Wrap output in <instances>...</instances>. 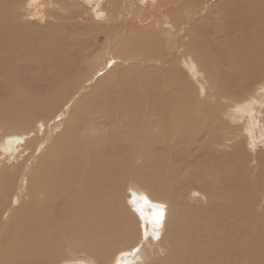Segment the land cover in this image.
<instances>
[{"label": "bare ground", "instance_id": "bare-ground-1", "mask_svg": "<svg viewBox=\"0 0 264 264\" xmlns=\"http://www.w3.org/2000/svg\"><path fill=\"white\" fill-rule=\"evenodd\" d=\"M5 1L2 2L3 5L0 2V117L3 120L0 122L6 133L0 137L2 142L0 149L3 150L0 152L14 150L13 144L17 138L11 144L8 142L10 140L6 139L8 134L16 133V136L20 137L32 135L30 139L28 138V145H25L30 148V153L24 162L29 160L28 164H36L27 167L24 178L20 177L19 180L17 174L15 178L10 172L3 176L0 188V219L9 213V207L11 214L9 213L10 226L4 234L0 223V264H60L65 256L66 259L74 256L78 260L80 258L88 259V262L93 260L95 264H109L119 250H128L135 243L134 233L129 231L132 229L129 224L132 222L129 221L132 216L129 217L126 210V201L129 198L126 192L134 190L138 194L135 188L145 189L152 200L161 202L159 200L161 199L165 201L167 207L166 219L164 218L165 222L161 227L163 232L156 245H153V256L149 257L154 260L152 264H264V245L260 241L250 239L245 242L243 235H237L234 239L231 237L235 224L233 222L231 225L227 224L230 212H225V209L219 211L216 207H209L204 214H194L195 217H190L186 213L188 217L185 228L180 225L181 205H178L175 197L165 190L161 174L166 168L164 169L161 163L163 160L160 159L158 149L161 148V154L166 156V153L172 150L173 143L175 145L177 141L171 136L172 132L174 133L171 122L173 118H176L177 123L174 121L176 130L183 133L189 130L186 119L181 120L177 116L179 101L183 102L184 98L182 93L179 92V96L176 92L171 93V97L156 104L153 98L158 96L152 95V87L149 84L155 83L148 79L149 71L141 75L135 72L136 69L134 71L128 68L114 82L100 85L99 82L94 83L93 99L86 100L83 97V100L75 103V107L65 104L66 111H61L62 118L58 122L52 123L51 126L43 123L41 119L44 116L54 114L53 106L56 100H60L59 96L65 97L71 90L68 77L70 73L66 72L69 67L58 61L52 46L48 48V55H43L46 62L41 63V60L35 63L28 62L30 58L28 52L30 48L36 46L39 38L30 39L25 36L30 31L25 27L21 28L23 25L16 29L15 35L10 34L14 30V25L12 21L8 22L11 16L8 20L4 18L9 10L4 7ZM138 2L144 5L145 1ZM147 3L156 6L153 2ZM245 6L250 8L249 12H245ZM223 10L228 21L223 23L222 27L225 33L229 32L228 35H232L233 40L230 41L231 47L222 52L221 61H226L238 78L235 81L225 79V88L221 87V91L233 94L236 89L238 91L246 89L247 81L249 85L254 86L253 83L264 78V0H226ZM178 13L179 17L178 15L175 17H178L179 22L181 14ZM199 37L200 34L192 46L199 48ZM187 57L183 60L189 62L184 63L189 65V68L197 67L196 61ZM193 57L199 62L205 61L206 69L217 71L214 55H209L199 48ZM224 77L227 78V75ZM174 83L176 89L182 88L176 81ZM158 91L161 89L158 88L156 92ZM240 92L242 91L238 93ZM253 102L257 104V101ZM181 106L183 108L181 111L185 113L184 105ZM58 115L61 117L60 113ZM33 120L37 125L34 131L33 125H30ZM28 121L31 129L27 133L23 126L27 125ZM15 124L22 126L26 132H18V126ZM39 125L45 128L38 129ZM10 130L17 132L8 133ZM183 133H180L183 137H191L190 132L184 135ZM20 137L19 140L22 139ZM214 138L211 136L210 139ZM47 142L51 145L48 149ZM21 148L23 149V146ZM173 181L174 177H171L165 183L169 185ZM145 197L147 200V196ZM219 197L224 199L223 196ZM146 236L148 237V234ZM256 239H260L259 236ZM8 240L10 243L6 248ZM159 253H162V258ZM63 254L65 256H62Z\"/></svg>", "mask_w": 264, "mask_h": 264}, {"label": "rangeland", "instance_id": "rangeland-1", "mask_svg": "<svg viewBox=\"0 0 264 264\" xmlns=\"http://www.w3.org/2000/svg\"><path fill=\"white\" fill-rule=\"evenodd\" d=\"M4 1L5 0H0L1 4ZM93 1L94 0L5 1L4 7H7V10H9L4 18L8 20L11 16L8 22L12 21L14 25V30L11 31L10 34L15 35L16 29H19L20 25H23L21 28L25 27L30 31V33L25 36L30 39L39 38L36 46L30 48L28 52V56L30 57L28 62L35 63L40 60L41 63L42 61L46 62L47 60L43 58V55L47 56L49 53L48 48L52 46L53 53L56 54L58 61H61L63 65L69 67L66 72H68V74L70 73L68 75V77H70V92L65 97L59 96V101L55 99L56 102L53 106L54 114L44 116L41 121L51 126L52 123L58 122L60 118H62L61 111L65 112V108H67L64 106L65 104L75 107L78 102L83 100V97H85L86 100L91 99L95 93L94 83L99 82L100 85L114 82L116 78L128 68L134 69V71L136 69L135 72L141 75L143 72L149 71L147 72L149 73L148 79H151L152 83H155L149 84L150 87H152V95L158 96L153 98L156 104H159L166 98L168 99L171 97V93L174 92H176L178 96L180 95L179 92L184 96L183 102L179 101L180 108L177 109L180 112L177 111V116L181 120L186 119L185 122L187 121L186 123L189 130H185L186 132H190L191 137H183L180 134L183 132L175 129L177 122L176 118H173L171 122H173L174 133L172 132L171 136L173 140L177 141L175 145L173 143L172 150L166 153V156L161 154V148L158 149L160 159L163 160L161 163L164 169L166 168L162 171L163 174H161L163 175L162 179L164 180L165 190H168V194L175 197L176 203L181 205L180 212H182V214L180 217V225L185 228V222L188 217L186 213H188L190 217H195L194 214H204L209 207H216L219 211L225 209V212H230L227 224L231 225V222L235 224L234 227L232 226L234 228L231 236L233 239L237 235H243L245 242L253 239L255 242L260 241L262 245H264V78L253 83L254 86H251V84L249 85V81H247L248 84L245 83L247 88L239 90L242 91L240 93H238V89H236L233 94H227L221 91V87L225 88L224 83L226 80L230 79L229 81H235L238 78L233 70L230 69L228 63L226 61H221L222 52L227 51L226 49L231 47L232 44L230 41L233 40L231 37L232 35H228L229 32L225 33L222 27L223 23L228 21V19L224 17L225 12L223 10V4L226 0H144V5L139 4L138 0ZM147 2H153L156 6L149 5ZM162 3L164 4L163 6L161 5ZM165 4H168V6L166 7ZM10 10L11 12H9ZM172 10L173 13H171ZM176 10H179L178 12L181 14V20H179V22V13L176 12ZM249 10L250 8L245 6V12H249ZM15 12L18 15L15 14ZM12 13H14V15ZM165 15L166 17L170 15V18H166ZM175 15H178V17H175ZM172 20L174 22H172ZM19 21L22 24H20ZM199 34V48L215 57L214 64L217 68L215 72L212 69L208 70L205 68V61L199 62L193 57L199 48L192 45L195 44V38H197ZM59 51H61L60 54ZM67 54L68 56H66ZM187 56L196 61L197 67L189 68V65L187 66L186 63L189 61L183 60ZM79 60H82V62H79ZM184 61L186 63H184ZM75 68L76 70H74ZM120 69H122V71ZM226 75L227 78L224 77ZM45 77H47V75ZM175 81L182 88L176 89ZM90 86H93V88L88 89ZM158 88L161 89V91L157 93L156 91ZM245 90L247 92H245ZM60 93H58V95H60ZM253 99L257 101V104L253 102ZM260 100H262L261 103ZM181 104L185 107V113L181 111L183 110ZM250 107L252 109H250ZM242 109H245V111ZM58 113H60L61 117H59ZM194 116H196V119ZM0 121H3L1 117ZM15 125L18 126V132L23 131L25 133L27 131L28 133L31 129L29 121L27 122L28 126H23L26 131L19 124ZM30 125H33L34 128H32V131H34L37 126L36 121L33 120ZM41 127L43 126L39 125V128H37L40 129ZM4 130L5 128L0 122V137L6 133ZM10 132L17 131H8V133ZM186 132L184 131L183 135L186 134ZM49 134L50 132L47 133L48 136ZM16 135V133L8 134L6 138L10 140L8 142H11V144L12 141H15L17 138L15 144H13L14 150L1 153L3 150L0 149V188L2 187L3 176L7 172H10L11 175L13 174L15 178L17 174L19 180L20 177L24 178V172L27 167H33L34 164H36H28L27 161L29 162V160L24 162L25 159L28 158V153H30V148L28 146L27 148L25 145L29 142L32 135H24L26 138ZM211 136L215 137L214 140L210 139ZM19 137L22 138L20 139L22 141L19 140ZM179 137L181 140L176 139ZM185 140H189L190 142L187 143ZM1 143L2 142H0V147ZM48 145L47 149L51 146L50 143ZM17 146H19V148ZM22 146L23 149L21 148ZM177 148L178 150L176 151ZM26 149L29 150L26 151ZM47 149L45 148V151ZM23 150H25V152ZM36 161L37 160H35V162ZM169 166L171 168H169ZM171 177H174V181L170 182L172 184L169 183L170 188H168L169 185H166L165 182ZM174 182H176V184ZM198 182H203L202 186L201 183L199 184ZM135 189L138 190V194L141 196L134 190L129 193L126 192L129 196L126 201V210L129 217L132 216L129 220H132V222H129L132 229L129 231L134 233L135 243L131 248L129 247L128 250H119L109 264H152L154 262V260H152V258L149 259V257L153 256L156 241L159 240L163 232L161 227L166 219L167 207L165 201L159 198L161 202L152 200L145 192V189ZM142 194L147 196L148 202L146 197H143ZM218 195L223 196L224 199ZM13 200H15V198ZM205 201L208 203H204ZM151 204L152 207H150ZM153 204L155 206H153ZM205 204L209 206L206 207L204 206ZM158 206H162V208ZM8 212L11 214L10 207ZM156 212L157 214H155ZM9 213L4 214V218L0 219V223L3 227L2 234H4L10 226ZM161 213L163 216H161ZM246 227L248 228L246 229ZM152 229H154L155 232H153ZM144 234H148V237ZM149 235H152L151 238ZM258 236L260 239H256ZM150 240L154 241L151 242ZM9 243L10 241L8 240V242H6V248L9 247L7 246ZM143 251L146 254L143 253ZM159 254L162 258V253ZM76 255L80 257L78 254ZM62 256L65 255L63 254ZM75 258L74 256H70L66 259L65 256L61 259L60 264H95L93 260H89L92 262L91 263L88 262V259L83 260L85 258H82L83 261L81 258L79 260Z\"/></svg>", "mask_w": 264, "mask_h": 264}, {"label": "snow or ice", "instance_id": "snow-or-ice-1", "mask_svg": "<svg viewBox=\"0 0 264 264\" xmlns=\"http://www.w3.org/2000/svg\"><path fill=\"white\" fill-rule=\"evenodd\" d=\"M161 216H162V213H161Z\"/></svg>", "mask_w": 264, "mask_h": 264}]
</instances>
